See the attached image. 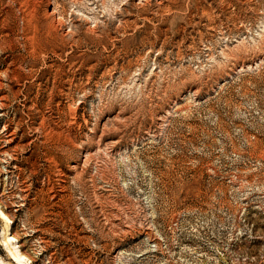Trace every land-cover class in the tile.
<instances>
[{
  "label": "rangeland",
  "instance_id": "rangeland-1",
  "mask_svg": "<svg viewBox=\"0 0 264 264\" xmlns=\"http://www.w3.org/2000/svg\"><path fill=\"white\" fill-rule=\"evenodd\" d=\"M0 264H264V0H0Z\"/></svg>",
  "mask_w": 264,
  "mask_h": 264
},
{
  "label": "bare ground",
  "instance_id": "bare-ground-1",
  "mask_svg": "<svg viewBox=\"0 0 264 264\" xmlns=\"http://www.w3.org/2000/svg\"><path fill=\"white\" fill-rule=\"evenodd\" d=\"M4 239H6V236H5V238ZM10 250V249H9ZM11 251V250H10ZM12 255H13V257L15 258V259H17V260H19V258L22 256V255H17V254H13L12 253Z\"/></svg>",
  "mask_w": 264,
  "mask_h": 264
}]
</instances>
